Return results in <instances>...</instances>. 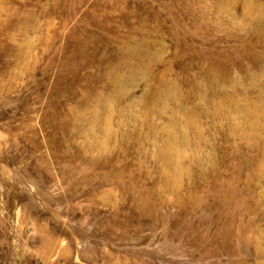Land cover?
Listing matches in <instances>:
<instances>
[{
	"label": "rangeland",
	"instance_id": "374dc122",
	"mask_svg": "<svg viewBox=\"0 0 264 264\" xmlns=\"http://www.w3.org/2000/svg\"><path fill=\"white\" fill-rule=\"evenodd\" d=\"M0 264H264V0H0Z\"/></svg>",
	"mask_w": 264,
	"mask_h": 264
}]
</instances>
